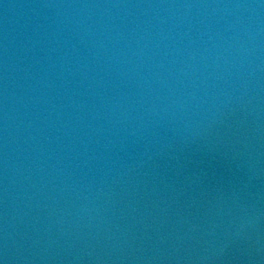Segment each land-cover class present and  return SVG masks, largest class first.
Masks as SVG:
<instances>
[{
    "label": "water",
    "instance_id": "water-1",
    "mask_svg": "<svg viewBox=\"0 0 264 264\" xmlns=\"http://www.w3.org/2000/svg\"><path fill=\"white\" fill-rule=\"evenodd\" d=\"M0 264H264V0H0Z\"/></svg>",
    "mask_w": 264,
    "mask_h": 264
}]
</instances>
